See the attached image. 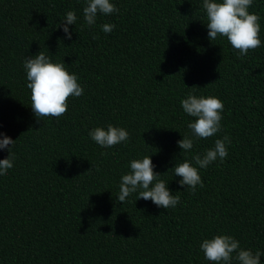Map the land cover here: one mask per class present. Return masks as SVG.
<instances>
[{
	"label": "trees",
	"instance_id": "16d2710c",
	"mask_svg": "<svg viewBox=\"0 0 264 264\" xmlns=\"http://www.w3.org/2000/svg\"><path fill=\"white\" fill-rule=\"evenodd\" d=\"M110 3L119 11L88 26L85 0H0V132L15 140L0 176V264H214L200 244L217 234L261 251L264 264V0L248 9L260 17L261 46L244 56L226 37L208 38L203 0ZM69 10L71 39L58 27ZM105 23L116 27L105 33ZM40 51L84 89L59 118L30 106L24 60ZM190 93L223 102L213 137L188 128L195 118L180 102ZM108 124L129 140L98 145L89 132ZM225 135L228 156L198 168L204 186H181L175 164L198 167L192 158ZM184 136L191 150L178 146ZM144 156L180 197L175 207L139 192L117 199L122 174Z\"/></svg>",
	"mask_w": 264,
	"mask_h": 264
},
{
	"label": "clouds",
	"instance_id": "9594fccd",
	"mask_svg": "<svg viewBox=\"0 0 264 264\" xmlns=\"http://www.w3.org/2000/svg\"><path fill=\"white\" fill-rule=\"evenodd\" d=\"M253 0H203V8L207 15L208 38L213 41L218 36L226 37L230 45L244 56L249 50H255L261 46L259 39L260 17L249 12ZM119 10L110 0H85L83 14L88 26L96 23L98 13L109 15ZM77 20L74 11H67L58 27H62L65 37L72 38L68 25L75 24ZM115 24L105 23L102 30L111 33ZM27 87L31 90V108L37 118L56 117L67 112V100L70 96L80 97L84 89L78 82L75 73H69L64 62L53 61L48 55L40 51L34 56L24 60ZM195 86V85H194ZM183 111L195 119L188 123L193 136L200 139L213 137L221 130L223 102L215 96H197L193 93L181 100ZM89 135L98 145L108 148L130 138L128 131L123 127L108 124L107 129L95 127ZM15 140L0 132V150L8 149L9 155L0 159V176L6 175L7 170L13 167V156L9 146ZM226 143L230 144V138L225 135L223 139H216L214 147L206 149L204 154H196L192 159L198 167L185 159L174 166L175 176L181 177L179 184L190 188L193 192L197 185L203 187L198 168H207L218 158L223 161L228 156ZM178 146L188 151L193 148V139L184 136L177 141ZM155 165L151 156L142 159H132L130 171L122 174L119 185V202H125L132 193L139 192L138 199L151 200L158 207L165 209L175 207L180 202V197L174 195L164 180L159 179L160 173L154 171ZM91 169V168H90ZM88 169L87 171H89ZM205 259L214 264H231L233 258L239 264H261V251L253 252L250 249L240 247V242L231 235L217 234L214 237L204 239L200 244ZM235 253V257H233Z\"/></svg>",
	"mask_w": 264,
	"mask_h": 264
}]
</instances>
